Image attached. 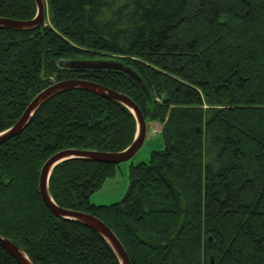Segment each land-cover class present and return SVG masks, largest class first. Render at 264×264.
<instances>
[{"label":"trees","instance_id":"obj_1","mask_svg":"<svg viewBox=\"0 0 264 264\" xmlns=\"http://www.w3.org/2000/svg\"><path fill=\"white\" fill-rule=\"evenodd\" d=\"M43 24L0 27V133L56 82L91 81L123 93L165 148L130 166L122 201L92 196L120 164L72 159L52 172L56 204L103 221L131 264H264V0H46ZM33 0H0V18L29 21ZM72 59L117 61L76 72ZM134 114L74 90L45 103L0 145V235L36 264H120L95 230L55 216L39 191L41 170L65 149L121 152ZM212 238V242H210ZM0 264H19L0 247Z\"/></svg>","mask_w":264,"mask_h":264},{"label":"water","instance_id":"obj_2","mask_svg":"<svg viewBox=\"0 0 264 264\" xmlns=\"http://www.w3.org/2000/svg\"><path fill=\"white\" fill-rule=\"evenodd\" d=\"M33 1L37 7V15L34 19L29 21H18L14 19L0 18V27L15 31H31L41 26L47 13L46 4L44 0ZM60 66L76 72L114 71L127 75L130 79L137 82L144 90L146 89L143 80L135 71L125 67L117 61L72 59L60 62ZM74 90L88 91L103 97L104 99L117 102L127 107L135 116L137 122V134L132 144L121 152L114 153L82 149H65L54 154L46 161L41 170L39 179L40 195L45 205L55 216L66 220L76 221L97 231L111 246L118 257L120 264H131L126 249L115 233L103 221L90 214L58 206L51 195L49 182L54 169L58 165L72 159H81L104 164H121L130 161L143 147L147 137V122L145 116L134 100L123 93H119L87 80L67 79L56 82L43 90L33 99L16 124L8 130L0 133V145L19 136L28 126L35 113L49 100L60 94ZM210 242H212V238H210ZM0 247L9 253L19 264H36L26 251L2 235H0ZM211 261L212 264H214L213 258Z\"/></svg>","mask_w":264,"mask_h":264},{"label":"rangeland","instance_id":"obj_3","mask_svg":"<svg viewBox=\"0 0 264 264\" xmlns=\"http://www.w3.org/2000/svg\"><path fill=\"white\" fill-rule=\"evenodd\" d=\"M44 1L46 4V0ZM161 131L162 125L159 122H147V137L143 147L130 161L121 163L118 166L116 176L108 179L103 187L92 196V203L96 205H111L123 200L130 185V166L149 162L153 151L165 148Z\"/></svg>","mask_w":264,"mask_h":264}]
</instances>
